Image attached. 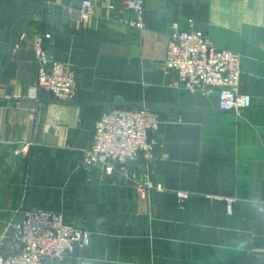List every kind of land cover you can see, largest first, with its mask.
<instances>
[{"label":"crops","instance_id":"obj_1","mask_svg":"<svg viewBox=\"0 0 264 264\" xmlns=\"http://www.w3.org/2000/svg\"><path fill=\"white\" fill-rule=\"evenodd\" d=\"M81 0H0V237L25 212L61 214L91 235L65 264H264V0H145L146 29L88 22ZM242 56L253 108L221 112L215 97L170 86V37L189 22ZM79 76L74 102L41 93L35 45ZM159 108L154 162L128 167L153 189L82 165L96 123L114 107ZM178 192L190 194L184 210ZM207 196L236 199L229 205Z\"/></svg>","mask_w":264,"mask_h":264},{"label":"built area","instance_id":"obj_2","mask_svg":"<svg viewBox=\"0 0 264 264\" xmlns=\"http://www.w3.org/2000/svg\"><path fill=\"white\" fill-rule=\"evenodd\" d=\"M84 22L95 15L96 0H81ZM108 24L143 31L146 29L145 0H110L103 18ZM187 31L175 30L169 41L163 70L173 76L170 86L206 98L215 97L221 112L242 114L253 108L252 97L242 92V56L214 46L206 33L189 22ZM49 33L37 36L35 60L37 81L30 98L44 93L60 102H74L79 94V76L70 66L54 61L47 50ZM160 126L153 108L114 107L105 111L95 125L93 144L83 156L82 165L95 169L102 178L119 174L121 180L136 186L143 196L153 186L128 167L131 162L155 161L156 143L150 139ZM178 205L184 210L190 194L178 192ZM229 205L236 199L207 196ZM90 233L65 222L63 215L49 210L25 212L20 222L8 227L0 237V264H65L77 251L89 247Z\"/></svg>","mask_w":264,"mask_h":264},{"label":"water","instance_id":"obj_3","mask_svg":"<svg viewBox=\"0 0 264 264\" xmlns=\"http://www.w3.org/2000/svg\"><path fill=\"white\" fill-rule=\"evenodd\" d=\"M261 107H264V105H262ZM153 110L158 113L159 111H161V109L159 108H153ZM93 172H95V169L92 170Z\"/></svg>","mask_w":264,"mask_h":264}]
</instances>
